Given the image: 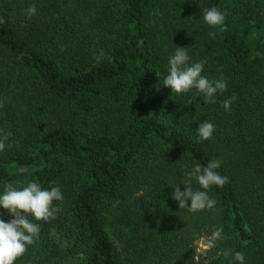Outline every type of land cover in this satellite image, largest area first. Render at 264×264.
Instances as JSON below:
<instances>
[{
	"label": "trees",
	"instance_id": "16d2710c",
	"mask_svg": "<svg viewBox=\"0 0 264 264\" xmlns=\"http://www.w3.org/2000/svg\"><path fill=\"white\" fill-rule=\"evenodd\" d=\"M0 19V193L36 180L63 195L14 264H264V0H0ZM175 46L226 81L215 103L163 86ZM212 159L229 177L215 207L179 209L172 187Z\"/></svg>",
	"mask_w": 264,
	"mask_h": 264
},
{
	"label": "clouds",
	"instance_id": "9594fccd",
	"mask_svg": "<svg viewBox=\"0 0 264 264\" xmlns=\"http://www.w3.org/2000/svg\"><path fill=\"white\" fill-rule=\"evenodd\" d=\"M36 11V5L32 4L23 10V14L31 18ZM226 15V12L217 7L203 10L204 22L210 27L219 28L220 31L225 30ZM0 23H3L2 19ZM209 35L214 37L215 33ZM175 49V53L168 59L167 75L162 81L163 86L170 88L172 93L176 94L187 93L195 89L204 95L207 103H215V95L226 90V81L222 78L210 80L202 75L203 62L189 63V48L175 46ZM234 100V96L224 100L223 108L229 110ZM2 106L0 104V107ZM214 131L215 125L207 120L199 123L195 130L199 141L211 139ZM10 136L11 132L0 134V152L5 149L6 141ZM221 164L222 162L218 159L210 160L206 166L196 164L185 174L182 182L185 185L183 191L178 185L172 187L171 198L178 202L179 209L195 213L215 207L217 202L209 196L208 191L213 186L223 187L229 183V177L222 176L217 171ZM19 171L24 173L27 170L21 168ZM193 182L198 185V188L193 187ZM61 200H63V195L59 186L43 188L36 180L28 181L22 187L13 183L4 185V190L0 193V208L7 210L13 218L7 222L0 219V264H14V261L26 252L27 246L35 243L40 232L37 222L55 218L56 209L53 203ZM222 233L223 228L217 227L206 238L210 248L215 247L216 242L223 239ZM223 255L227 257L231 253L224 251ZM234 260L238 264H244V253L235 252Z\"/></svg>",
	"mask_w": 264,
	"mask_h": 264
},
{
	"label": "rangeland",
	"instance_id": "374dc122",
	"mask_svg": "<svg viewBox=\"0 0 264 264\" xmlns=\"http://www.w3.org/2000/svg\"><path fill=\"white\" fill-rule=\"evenodd\" d=\"M60 207L61 206H58L57 208H56V212H55V217H57L56 219H58L59 217V213H58V210L60 209ZM3 210H5V209H3V208H0V212H2ZM55 219V220H56ZM55 222V224L56 223H58L59 221H54ZM110 235H111V237L113 238V240L115 241V243L118 245L119 244V242H118V240H117V238H115V236H114V234L112 233V232H110ZM204 237H199L198 238V240H197V247L199 248V247H204V246H206L205 244H204V239H203Z\"/></svg>",
	"mask_w": 264,
	"mask_h": 264
}]
</instances>
